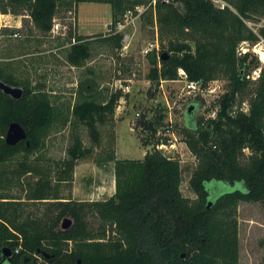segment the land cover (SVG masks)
<instances>
[{
	"label": "trees",
	"instance_id": "obj_1",
	"mask_svg": "<svg viewBox=\"0 0 264 264\" xmlns=\"http://www.w3.org/2000/svg\"><path fill=\"white\" fill-rule=\"evenodd\" d=\"M101 1L110 4L111 20L110 32L100 40L117 47L122 34L115 31L116 23L125 11L136 13V6L147 5L139 15H146L148 23L156 26L160 42L166 39V47L161 43L158 54L167 53L149 68L147 78L152 83L178 78L179 69L187 79L202 85L218 77L225 79L224 91L214 99V117L194 116L199 107L196 101L185 111L189 120L183 138L196 158L188 184L196 196L187 197L180 190L179 159L156 147L167 139L158 133L163 124L160 111L143 114L138 120L145 132L142 143L152 144L142 158L117 157L114 137L111 147L94 158L97 166L112 164L114 192L109 197L73 201L62 196L58 184L70 181L77 160L87 157L93 144L100 143L98 125L114 123L122 92L117 89L97 100L93 98L95 92L90 93V83L79 84V99L71 106L72 141L65 157L55 161L52 182L51 169L38 158L29 159V155L42 146L54 108L41 83L31 86L0 67V80L22 88L18 98L0 89V253L4 247L11 250L10 261H6L9 264H35L32 260L36 254L49 264H75L77 260L78 264H238V203L264 202V65L256 80L239 76L240 68L254 67L258 60L252 52L238 55L236 48L241 40L264 38V23L254 32L245 22L264 16V0H224L223 7L212 0ZM59 2L71 1L0 0V12L27 11L33 25L45 33L51 28ZM67 31L66 59L79 65L89 57L90 40L70 28ZM151 54L154 51L148 57ZM250 81L254 86L244 111L238 96L245 93ZM10 121H17L26 131V138L14 145L4 141ZM78 125L85 127L92 145L83 144L75 130ZM245 148L249 153L244 157ZM17 152H22V158L6 169L5 163ZM16 181H20L22 196L7 191ZM220 183L232 188L220 192ZM27 200H53L60 208L52 218L42 221L23 212L21 204ZM87 210H94L101 218L96 230L87 225ZM64 216L72 222L61 228L59 221ZM105 223L116 237L106 236Z\"/></svg>",
	"mask_w": 264,
	"mask_h": 264
},
{
	"label": "rangeland",
	"instance_id": "obj_2",
	"mask_svg": "<svg viewBox=\"0 0 264 264\" xmlns=\"http://www.w3.org/2000/svg\"><path fill=\"white\" fill-rule=\"evenodd\" d=\"M70 1V4L58 3L54 18L60 23V27L66 25L72 33L74 31L83 34L90 40L89 57L79 65H72L66 59L69 46L68 28L66 30L61 28L58 32L50 30L40 32L33 25L27 11L19 14L8 12L12 16L9 21L14 26L0 28V67L14 78L28 81L31 86L41 83V89L47 93L54 108L52 123L42 136L43 144L29 155V159L38 158L37 161L49 167L50 179L54 182L55 161L65 157V149L72 141L71 106L79 99L77 91L79 84L90 83V93L95 92L93 98L97 100H102L110 92L120 89L122 95L113 115V120L116 119L117 122L98 125L101 130L100 143L93 144V150L87 157L77 160L70 181L58 184L61 195L73 201L106 199L108 195L99 194L97 184L103 181L106 187L109 186L110 165L106 168L104 166V169L100 168L99 175L95 171L97 166L93 163L94 158L111 147L113 137L115 151L117 148L119 157L141 156L142 150H149L152 144L142 143L145 132L138 125V120L143 114L150 116L160 111L163 114V124L159 125L158 133H165L174 144L173 147L167 145L161 151L179 159L180 190L183 195L194 198L196 194L188 182L195 168L196 158L187 148L183 138V128L189 120L185 111L192 101H196L199 107L193 112L194 116L196 113L207 116L210 108L217 107L214 102L217 94L211 95L206 91L188 92L184 88L182 78L160 79L157 84L147 78L152 62L149 61V54L145 55L141 50L148 42L157 38V29L155 25L148 23L146 15L134 14L127 17V23L119 31L121 34L129 35L127 46L122 49V40L119 47L100 40L103 35L110 32V26L107 25L111 20V6L108 2L79 0L74 4V0ZM122 18L124 19L125 15ZM18 20L21 23L20 27L15 26ZM249 20L251 26L257 29L264 23V16L257 20ZM11 28L15 30L12 31ZM117 28L118 26L115 27L116 30ZM14 32L17 34L14 35ZM161 43L166 47V39L161 42L158 39L159 47ZM158 48L150 53L154 51L158 57ZM158 60L157 58L155 62L158 63ZM215 79L221 84L223 91L225 79L223 77ZM253 86L254 82L250 81L245 93L238 96L242 98L240 108L243 110L248 106V92ZM164 123L170 125L169 130L163 129ZM75 130L79 132L84 145H92L85 127L78 125ZM248 153L249 150L245 148L243 156ZM22 155V152H17L12 160L5 163V168H11ZM219 186L220 192L232 188L226 183H220ZM7 191L23 195L20 181L12 183ZM22 203L21 207L25 214L42 221L52 218L60 208L53 200H27ZM237 210L238 264H264V202H239ZM84 216L88 227L96 230L101 218L94 210L85 211ZM60 222L61 220L59 226ZM105 226L106 236L116 237L117 234L111 232L109 224L105 223ZM32 261L35 264H49L39 254L33 255Z\"/></svg>",
	"mask_w": 264,
	"mask_h": 264
},
{
	"label": "built area",
	"instance_id": "obj_3",
	"mask_svg": "<svg viewBox=\"0 0 264 264\" xmlns=\"http://www.w3.org/2000/svg\"><path fill=\"white\" fill-rule=\"evenodd\" d=\"M213 3L217 6L223 7L226 2L224 0H212ZM152 3L154 2V0L151 1ZM147 7V5H138L135 7L136 13H133L132 10H127L125 11V13L123 14V16L125 15V18L123 19L121 17V19L116 23V26H118L117 30L115 29V31H120L121 28H123L125 26V24L127 23V17L134 15V14H140L145 8ZM12 17L8 12L7 13H1L0 12V28L1 27H6V26H12V23L9 21V18ZM124 21H123V20ZM246 24L248 27H250L254 32H256L257 29H255L254 27L251 26V21L249 19L245 20ZM115 26V27H116ZM61 28H63L64 30H66V25L60 27V23L57 22L55 20V18L53 19L50 31L51 32H58ZM17 33L14 32V35H16ZM128 38L129 35L127 33L122 34V49L126 48L127 43H128ZM72 41H75L74 38H72ZM158 46V39L155 38L153 41L148 42L141 50V52L145 55L150 54V52L154 49H157ZM159 49V48H158ZM236 52L238 55H242L246 52H252L253 54L256 55L258 63L257 65H255L254 67H246V69L243 72V75L249 79V80H256L261 72V68L264 65V38L259 36V38L254 41V42H250L248 40H241L236 48ZM178 74L179 77L178 78H182L184 79V88L186 89V91L188 92H204L206 91V93H209L211 95H216L219 96L223 91H221V84H219V82L216 79H212L210 81H208L205 85H202V82L198 81V80H189L186 78V75L184 73V71L182 69L178 70ZM215 96V97H216ZM247 110V107H246ZM245 111V110H244ZM216 115V108H210V111H208L207 116L208 117H214ZM170 125L167 124L164 128L165 131L169 130ZM263 131H264V115H263ZM162 135H165L167 137V135L165 133H162ZM169 145L170 147H173L174 144L167 138V139H163L161 140L156 147L158 149H162V148H166V146ZM162 152V151H161ZM163 153V152H162ZM165 154V153H163ZM166 155V154H165ZM170 156V155H167Z\"/></svg>",
	"mask_w": 264,
	"mask_h": 264
},
{
	"label": "water",
	"instance_id": "obj_4",
	"mask_svg": "<svg viewBox=\"0 0 264 264\" xmlns=\"http://www.w3.org/2000/svg\"><path fill=\"white\" fill-rule=\"evenodd\" d=\"M110 26V23H108L107 27ZM167 57V53L163 52L160 55H158V57L155 54H151L149 56V61L150 62H155L156 59H163ZM246 66V65H245ZM244 67L240 68L239 70V76H241L244 72ZM0 89L3 93L10 95L13 98H18L21 96L22 94V88L18 85H11L8 84L2 80H0ZM192 105L187 107V110L189 111ZM26 138V131L25 129L17 122V121H10L6 127L5 133H4V141L7 144L10 145H14L15 143H17L18 141L25 139ZM26 145L29 143L28 141L25 142ZM211 204V200L207 201V206H209ZM72 222V219L68 216H64L61 219L60 222V227L61 228H66L68 227ZM2 252L4 254L3 257L8 256L9 255V248L8 247H4L2 249ZM47 255V254H46ZM181 256H183V253L180 254ZM79 260H77V262L75 264H78ZM188 264H195L193 261H189Z\"/></svg>",
	"mask_w": 264,
	"mask_h": 264
},
{
	"label": "crops",
	"instance_id": "obj_5",
	"mask_svg": "<svg viewBox=\"0 0 264 264\" xmlns=\"http://www.w3.org/2000/svg\"><path fill=\"white\" fill-rule=\"evenodd\" d=\"M16 22H18V23H15V26H21V23H20V21L18 20V21H16ZM12 26H14V25H12ZM4 28H6V27H4ZM16 28H18V27H16ZM12 29V28H11ZM2 30V29H1ZM115 122H117V120L116 119H114V123ZM116 142H117V139H116ZM145 149H143L142 150V153H141V156H138V157H132V158H142L143 157V155H144V153H145ZM115 155L117 156V157H119V153L117 152V148H116V151H115ZM94 163V162H93ZM95 164V163H94ZM96 165V164H95ZM110 165V170H111V174H110V176H109V186L108 187H106L105 185H104V182L103 181H101L99 184H97V188H99L98 190H99V194H106V195H108V197L114 192V175H113V171H112V164L111 163H108L106 166L108 167ZM97 166V165H96ZM106 166H105V168H106ZM104 166H97V168L95 169V171L97 172V174H99V172H100V168L101 169H104L103 168ZM95 172V173H96ZM103 174V173H102ZM99 175H101V174H99ZM85 189V188H84ZM84 191H86L87 192V190L85 189ZM89 191V190H88ZM60 194H62L61 192H60ZM63 196V195H62Z\"/></svg>",
	"mask_w": 264,
	"mask_h": 264
},
{
	"label": "flooded vegetation",
	"instance_id": "obj_6",
	"mask_svg": "<svg viewBox=\"0 0 264 264\" xmlns=\"http://www.w3.org/2000/svg\"><path fill=\"white\" fill-rule=\"evenodd\" d=\"M102 240H104V239H102ZM9 255L8 256H5V257H3L4 256V254H3V252H2V250H1V253H0V264H9L8 262H6V261H10V257H11V250L9 249ZM11 264V263H10Z\"/></svg>",
	"mask_w": 264,
	"mask_h": 264
}]
</instances>
